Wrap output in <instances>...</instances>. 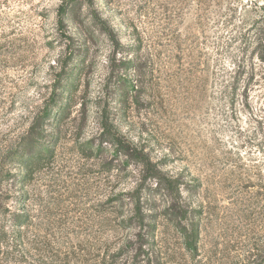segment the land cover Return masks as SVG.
Instances as JSON below:
<instances>
[{
    "label": "rangeland",
    "instance_id": "374dc122",
    "mask_svg": "<svg viewBox=\"0 0 264 264\" xmlns=\"http://www.w3.org/2000/svg\"><path fill=\"white\" fill-rule=\"evenodd\" d=\"M258 36L264 0H0V264H264Z\"/></svg>",
    "mask_w": 264,
    "mask_h": 264
},
{
    "label": "trees",
    "instance_id": "16d2710c",
    "mask_svg": "<svg viewBox=\"0 0 264 264\" xmlns=\"http://www.w3.org/2000/svg\"><path fill=\"white\" fill-rule=\"evenodd\" d=\"M68 3L66 2L65 4L61 5L58 9V17L61 18L63 17V15L65 13H67L68 11ZM256 48L258 51V58L260 59V61L264 62V36H258L256 38ZM33 130V129H32ZM40 132H31L30 133V140H36L39 139V136L41 134H39ZM33 142V141H32ZM31 143L30 148L32 149V145L33 143ZM30 148H28L29 150H31ZM169 185V184H167ZM183 234L185 237V247L187 250H189L191 253H195L197 251L196 248V244H197V238H198V231H197V227L191 226L189 229L188 228H183ZM143 243H141L139 245V248L134 251L132 258H131V262H129L128 264H149L151 259L149 257V250L145 252V250H143L144 248Z\"/></svg>",
    "mask_w": 264,
    "mask_h": 264
}]
</instances>
